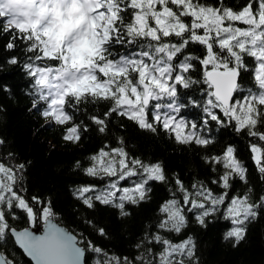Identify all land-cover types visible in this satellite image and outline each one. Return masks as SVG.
Wrapping results in <instances>:
<instances>
[{
    "label": "snow or ice",
    "instance_id": "obj_1",
    "mask_svg": "<svg viewBox=\"0 0 264 264\" xmlns=\"http://www.w3.org/2000/svg\"><path fill=\"white\" fill-rule=\"evenodd\" d=\"M10 2L35 10L43 19L48 18L49 5L54 16L68 7L63 0ZM4 3L0 0V9ZM80 9L83 21L79 33L60 36L54 34L52 21L47 25L43 19L16 22L0 11L4 33H16L13 40L25 41L28 52L37 53L34 58L29 57L24 67L33 79L37 97L32 106L40 110L43 102L41 115L48 122L68 124L73 119L66 110L69 99L78 105L90 97L93 102L111 101L103 118L91 117L101 133L107 131V118L117 114L153 133L160 127L185 145L211 144V138L202 134L211 122L221 126L234 123L236 131L246 130L249 136L264 142V131L257 130L264 126V0H246L239 9L228 6L225 0L215 4L203 0H82ZM80 44L86 47L77 57L75 49ZM193 44L202 46V57L184 54ZM114 45L128 50L117 56L110 50ZM14 46L11 40L7 43L8 49ZM46 60L56 61L59 66L41 63ZM9 62L16 64L18 60L13 57ZM194 62L202 68L201 79L189 75L195 68ZM242 72L251 73L253 87L242 88ZM62 73H75L77 78L62 86ZM198 84L205 86V117L200 125L179 115L183 105L177 99L178 86L188 89ZM80 131L79 124H72L66 128L64 139L78 142ZM3 143L0 140V145ZM123 143L120 138V146L101 148L89 157L90 165L84 169L89 176L110 178L109 182L102 188L89 185L77 190L78 199L88 208L99 202L119 209L121 217L129 215L126 204L138 205L147 199L149 181L167 179L160 162L145 163L130 157ZM251 152L259 172L264 174V146L252 143ZM10 159L11 153L0 158V264H17L16 248L32 264H85L82 237L62 226L50 203L38 196H24L19 182L23 180L25 166L7 163ZM204 159L214 166H223V173L211 181L223 192L214 193L203 181H196L189 188L176 177V191L160 206L163 216L156 225L158 230L145 231L135 245L140 253L133 258L120 256L88 242V248L97 254L96 264H198L191 236L173 242L160 230L181 233L188 224L189 212L195 213L196 221L204 225L208 216L225 205L224 217L233 225L225 239L232 238L239 244L244 239L246 224L264 208V194L256 202L251 200V190L229 198L233 178L247 181V170L236 158L233 146ZM133 177L139 179L132 180ZM121 181H131L132 186H121ZM17 209L29 226L18 229L11 223L17 218ZM98 231L102 236L107 234L103 227ZM9 241L15 246L10 253L4 250ZM150 245L158 246L160 251H154Z\"/></svg>",
    "mask_w": 264,
    "mask_h": 264
},
{
    "label": "trees",
    "instance_id": "obj_2",
    "mask_svg": "<svg viewBox=\"0 0 264 264\" xmlns=\"http://www.w3.org/2000/svg\"><path fill=\"white\" fill-rule=\"evenodd\" d=\"M203 2L215 4L217 0ZM245 2L246 0H225L234 9H239ZM238 26L243 27L240 24ZM15 35L17 34L4 33L0 24V140L4 141L0 145V158H7L11 153L12 159L6 160L7 163L24 164L21 173L23 180L19 182V187L25 190L24 196L28 199L38 196L51 204L56 219L67 225L79 238L82 237L81 244L87 248L88 264H96L97 259V254L88 248V242L109 253L130 258L137 256L140 250L135 245L143 238L145 231L155 233L158 230L156 225L163 216L160 206L171 199L172 193L176 191V177L189 188L194 182L203 181L214 193L223 192L221 187L211 183L223 173V166L206 163L204 158L221 154L228 145L234 147L236 158L247 170L246 182L238 177L230 181L232 187L229 198L233 194L243 195L251 190V200L256 202L264 194V174L259 172L251 152L252 143L264 146V142L249 136L246 130L236 131L234 123L221 126L211 122L202 130V134L213 141L206 147L194 143L180 144L175 140L174 134H169L160 127L153 133L117 114L107 118V131L101 133L91 117L99 115L103 118V114L111 107V101L93 102L90 97L78 105L69 99L66 110L73 119L68 124L48 122L41 115L44 103L41 102L40 110L32 106L37 97L33 79L24 67L29 62V57L34 58L37 53H29L25 41L13 40ZM60 35L63 34H57ZM10 40L15 45L12 49L7 48ZM110 50L118 56L128 49L114 45ZM84 51L85 47L78 49L77 55L80 56ZM184 54L202 57L204 49L193 44ZM13 57L17 58L18 63L9 62ZM41 63L50 67L59 66L56 61L46 60ZM194 63L195 68L189 75L193 79H201L202 68L198 62ZM98 75L103 78L102 74ZM240 83L243 89L253 87L251 73L242 72ZM204 87L202 84L188 89L178 86V103L183 105L179 115L198 125L202 124L205 117ZM72 124L81 126L78 142L64 139L66 128ZM257 130L264 131V126H258ZM120 138H123L122 146L130 157H138L145 163L160 162L167 178L165 181H149L147 199L138 205L126 204L125 209L129 215L124 217L120 216L119 209L99 202H95V207L90 209L78 199L77 194V190L84 186L95 185L102 188L109 182L110 178L89 176L84 169L90 165L89 157L101 148L120 146ZM138 179L139 177L132 178ZM121 186L130 187L132 184L131 181H121ZM225 206L208 216L204 225L196 221L195 213H186L188 224L181 233L160 230L161 235L173 242H180L191 236L196 244L198 264H264V208L259 209L257 217L246 224L244 239L235 244L234 239H225L226 233L233 227L231 221L224 217ZM11 223L16 227L29 226L18 209L17 218ZM100 227L105 229L106 235H100ZM150 246L154 251H160L158 246ZM13 247L15 246L9 241L4 245V250L10 253ZM15 251L18 253L17 264H32L22 250L16 248Z\"/></svg>",
    "mask_w": 264,
    "mask_h": 264
},
{
    "label": "rangeland",
    "instance_id": "obj_3",
    "mask_svg": "<svg viewBox=\"0 0 264 264\" xmlns=\"http://www.w3.org/2000/svg\"><path fill=\"white\" fill-rule=\"evenodd\" d=\"M63 3L68 5V7L63 10H59L58 15L54 16L52 14V5H49L48 18L43 19L41 17L34 19V21H41L43 19V23L46 25L49 23V21H52L51 26L55 35L58 33L64 34L65 32L76 35L79 33L80 25L83 21V17L80 14V4L82 3V0H63ZM84 47H86L85 44H80L77 49H75V55L77 57L78 49H82Z\"/></svg>",
    "mask_w": 264,
    "mask_h": 264
},
{
    "label": "clouds",
    "instance_id": "obj_4",
    "mask_svg": "<svg viewBox=\"0 0 264 264\" xmlns=\"http://www.w3.org/2000/svg\"><path fill=\"white\" fill-rule=\"evenodd\" d=\"M92 6H94V2ZM0 11H4L10 19L16 22H26L32 19L41 18V15L37 14L35 10L18 3L10 2V0H5L4 6ZM85 12L87 15H91V13L88 12V5H85ZM61 75L63 76L61 81L62 86L64 83L74 82L77 78L75 73H62Z\"/></svg>",
    "mask_w": 264,
    "mask_h": 264
},
{
    "label": "water",
    "instance_id": "obj_5",
    "mask_svg": "<svg viewBox=\"0 0 264 264\" xmlns=\"http://www.w3.org/2000/svg\"><path fill=\"white\" fill-rule=\"evenodd\" d=\"M59 221V220H58ZM61 222V221H60ZM61 224H62V226H64V227H66V228H68L70 231H72L67 225H65L64 223H62L61 222ZM24 227H27V226H24ZM42 227H43V225H39V228L40 229H42ZM18 229H22L23 227H17ZM74 234H76L74 231H72ZM78 236V235H77ZM79 238V237H78ZM80 246L81 247H85L86 248V246H84L83 244H80ZM87 248H86V251H85V257H84V260H85V264H88L87 263Z\"/></svg>",
    "mask_w": 264,
    "mask_h": 264
},
{
    "label": "flooded vegetation",
    "instance_id": "obj_6",
    "mask_svg": "<svg viewBox=\"0 0 264 264\" xmlns=\"http://www.w3.org/2000/svg\"><path fill=\"white\" fill-rule=\"evenodd\" d=\"M40 225H42V222H41V224Z\"/></svg>",
    "mask_w": 264,
    "mask_h": 264
}]
</instances>
